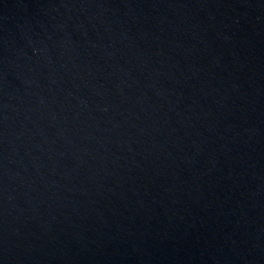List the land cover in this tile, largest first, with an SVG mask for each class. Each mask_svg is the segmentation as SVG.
Here are the masks:
<instances>
[{
  "label": "water",
  "instance_id": "obj_1",
  "mask_svg": "<svg viewBox=\"0 0 264 264\" xmlns=\"http://www.w3.org/2000/svg\"><path fill=\"white\" fill-rule=\"evenodd\" d=\"M0 264H264V0H0Z\"/></svg>",
  "mask_w": 264,
  "mask_h": 264
}]
</instances>
